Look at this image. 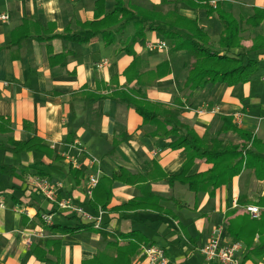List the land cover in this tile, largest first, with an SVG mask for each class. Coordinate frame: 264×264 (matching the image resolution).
Wrapping results in <instances>:
<instances>
[{
    "label": "crops",
    "instance_id": "0c3cea01",
    "mask_svg": "<svg viewBox=\"0 0 264 264\" xmlns=\"http://www.w3.org/2000/svg\"><path fill=\"white\" fill-rule=\"evenodd\" d=\"M98 1L0 0V15L9 17L0 20V119L8 123L0 122V166L15 169L13 175L0 172V198L4 201L0 208V264H82L109 255L107 245L116 242L111 236L117 235L123 246L128 240L119 235L132 233L165 249L170 264H220L207 262L201 254L212 233L220 228L223 245L241 243L236 253L239 264H264V257L245 260L246 246L233 236L254 217L248 207L259 208V216L264 213V179L245 170L214 195L169 182L182 174L187 161L184 149L170 146L177 138L164 136L171 126L145 125L143 118L117 97L121 91H132L154 103L183 107L179 121L202 139L253 150L246 141L219 131L222 117H232L240 129L264 142L262 79L181 92L188 74L187 52H172L171 42L157 31L147 30L140 40L132 41L141 15L153 22L155 15L175 12L197 21L219 49L222 25L216 15H208V9L218 7L238 19L249 18L255 8L264 9V0H120L124 7L136 11L138 20L113 26L91 43L67 39L81 33L83 24L95 21ZM102 1L100 20L117 5V0ZM25 22L28 25L24 27ZM262 32V28L243 25L242 45L250 48ZM23 33L29 38L22 40ZM159 44L167 48L154 47ZM259 60L264 65V52ZM199 109L205 113L197 114ZM34 138H39L45 149L15 151L11 147L12 141ZM255 151L264 157V152ZM212 167L198 160L189 176ZM39 170L47 176L38 174ZM92 176L102 183L94 198L104 202L109 197L110 201L102 225L73 235L52 232L53 225L74 228L88 222L58 211L38 192L35 178H47L59 198L95 213L89 208L93 196L88 195V180ZM156 197L162 199L163 212L131 204L152 203ZM44 213L54 214L53 225H43ZM103 232L109 235L107 240ZM39 241L44 253L38 256L44 260L32 251ZM55 243L60 245L49 250ZM254 243H259V234ZM146 246L131 264H148L143 252Z\"/></svg>",
    "mask_w": 264,
    "mask_h": 264
},
{
    "label": "trees",
    "instance_id": "16d2710c",
    "mask_svg": "<svg viewBox=\"0 0 264 264\" xmlns=\"http://www.w3.org/2000/svg\"><path fill=\"white\" fill-rule=\"evenodd\" d=\"M102 3V0L97 2V17L95 21L83 24L81 33L69 36L67 39L77 43H91L113 26L118 25L123 27L132 21L138 20L135 17L136 11L124 7L120 0H117L115 11L100 20ZM208 15H216L222 25V33L218 42L219 49L213 46L210 36L198 25L197 21L187 19L175 12L167 16L155 15V21L153 22L146 16L141 15L142 18L136 22L138 31L132 44L140 40L147 30H152L157 31L166 40L171 42L172 52H187L188 74L181 92L186 89L195 91L199 88L211 90L218 84L234 87L250 83L255 78L261 79L264 73V65L261 64L259 56L261 52H264V9L255 8L253 16L249 18L240 17V19L218 7L216 9L209 8ZM27 25L28 22L23 24L24 27ZM243 25L251 26L252 28H262L263 31L261 35H258L253 40V45L250 48H245L242 45L241 33ZM23 26L16 31L19 33ZM25 38H29L27 33L21 35L22 40ZM107 42L109 44L113 43V41L108 40ZM233 50H241V53H233ZM117 97L120 102L133 108L143 118L145 125L156 124L157 127L162 125L165 128L168 125L171 126L170 130H165L164 136L177 138L170 146L174 150L184 149L187 161L182 174L169 178V182H179L188 186L195 193L207 192L210 195H214L218 188L230 184L235 177L240 176L245 170H252L259 179H264V157H261L255 151L264 152V142L253 134L240 129L233 123L232 117H222L223 126L219 134L235 135L239 139L246 141L247 145L253 148V150H241L235 145L224 141H206L202 139L193 128L179 121L178 117L183 113V107L175 108L154 103L144 96L134 94L132 91H121L117 93ZM0 122L8 125L4 119H0ZM153 135L156 136L155 133ZM11 147L15 151H38L45 149L39 138H34L28 142L12 141ZM198 160H203L213 167L207 172L189 176L190 170ZM0 172L3 174L9 172L13 175L15 169L13 166L3 165L0 166ZM38 174L43 177L47 176L42 170H39ZM101 185L102 183L99 180L90 202L89 208L92 211H96L95 213L100 208L104 210L110 202L109 197L104 202H98L94 198V193ZM1 186L2 182L0 180V188ZM161 201V198L156 197L152 200V203L134 201L131 204L134 205L136 203L140 208L151 207L157 212H163V208L160 206ZM260 216V219L253 217L248 227L243 226L241 233L235 231L233 234L238 241H242L246 246L247 254L244 258L245 260H250L255 256L262 260L264 257V213L260 214ZM87 229L91 231L96 230L93 223L83 224L81 222L74 228L62 227L60 225H53L50 228L52 232H58L63 235H73ZM101 234L104 240H107L109 235L104 232ZM256 234H259L258 244L254 243ZM111 237L116 239V242H109L107 245L111 251L109 255L101 254L90 261H83L82 264H131L144 245H155L139 233L120 234L119 237L122 240H128L123 246L119 245L117 235ZM45 245L47 247V243ZM55 245L60 244H52L48 249L50 250ZM41 247L42 244L39 241L32 248V251L39 259L44 260L43 257L40 258L38 256L40 252L44 253Z\"/></svg>",
    "mask_w": 264,
    "mask_h": 264
},
{
    "label": "built area",
    "instance_id": "2783aa9c",
    "mask_svg": "<svg viewBox=\"0 0 264 264\" xmlns=\"http://www.w3.org/2000/svg\"><path fill=\"white\" fill-rule=\"evenodd\" d=\"M215 4V3H214ZM8 15H0V20L8 19ZM157 47L159 50H164L167 48L166 44H159ZM102 64H98V68L102 67ZM264 81V73L261 77ZM197 114L203 115L205 113L204 109H199L196 111ZM236 120L240 119V115H236ZM89 190L88 195L91 197L93 191L96 188L99 179L98 177L92 176L88 180ZM34 186L40 194H42L52 205H54L58 211H63L75 215L76 217L88 222L93 223L95 228H99L102 225L103 217L105 211L99 209L97 213H92L87 211L83 206L77 205L70 200L61 199L57 193L56 188L52 183L43 177H36L34 180ZM60 186V185H59ZM0 208H4V201L0 198ZM247 211L254 217L259 216V208L248 207ZM43 225L51 226L54 224V214L44 213L41 216ZM222 229H218L212 233L211 239L208 244L201 250V254L207 262H218L220 264H239L236 258V253L241 250V243L235 242L232 245L222 244ZM146 262L148 264H170V260L167 256L165 249L159 247L158 245H148L143 249Z\"/></svg>",
    "mask_w": 264,
    "mask_h": 264
},
{
    "label": "rangeland",
    "instance_id": "374dc122",
    "mask_svg": "<svg viewBox=\"0 0 264 264\" xmlns=\"http://www.w3.org/2000/svg\"><path fill=\"white\" fill-rule=\"evenodd\" d=\"M212 3H213V5H214L215 2H212ZM210 6H212V4H210ZM212 7H213V6H212ZM257 79H258V78H257ZM235 117H236V116H235ZM235 120H236V118H235ZM22 159H25V155L22 156Z\"/></svg>",
    "mask_w": 264,
    "mask_h": 264
}]
</instances>
